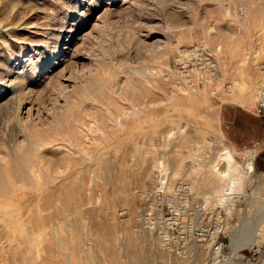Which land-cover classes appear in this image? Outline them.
<instances>
[{
  "label": "rangeland",
  "instance_id": "obj_1",
  "mask_svg": "<svg viewBox=\"0 0 264 264\" xmlns=\"http://www.w3.org/2000/svg\"><path fill=\"white\" fill-rule=\"evenodd\" d=\"M262 30L264 0H0V264H264ZM192 43L218 79L180 88Z\"/></svg>",
  "mask_w": 264,
  "mask_h": 264
},
{
  "label": "built area",
  "instance_id": "obj_2",
  "mask_svg": "<svg viewBox=\"0 0 264 264\" xmlns=\"http://www.w3.org/2000/svg\"><path fill=\"white\" fill-rule=\"evenodd\" d=\"M260 37L264 38V30L260 31ZM170 69L175 85L180 88L188 89L208 85L218 79L215 57L212 51L201 43H192L177 51ZM253 114L264 118V51L257 63V89ZM163 187L162 181L157 185L156 190H161Z\"/></svg>",
  "mask_w": 264,
  "mask_h": 264
},
{
  "label": "bare ground",
  "instance_id": "obj_3",
  "mask_svg": "<svg viewBox=\"0 0 264 264\" xmlns=\"http://www.w3.org/2000/svg\"><path fill=\"white\" fill-rule=\"evenodd\" d=\"M246 76V78H245V81H246V83L247 84H245V86L246 87H244L243 88V91H244V94H246V95H250L251 94V83H250V81H249V78H248V76L247 75H245ZM253 87V86H252ZM14 105V104H13ZM15 126V125H14ZM31 141V140H30ZM34 143V142H33ZM35 144V143H34ZM33 145V144H32ZM34 149H36V148H34ZM219 161H221L222 163H224V166H223V168H220V166H219V164L220 163H218ZM162 162V161H161ZM195 162V161H194ZM211 168H212V170L219 176V177H228V178H230L229 180H230V184H229V186H230V188L232 187V185L234 184V180H235V176H236V173H233V161H232V157H231V155L227 152V151H219L218 153H217V157H216V159H215V161L211 164ZM252 170V163H251V160L247 163V165L245 166V168L243 169V173L244 174H246V173H248L249 171H251ZM163 171V170H162ZM162 178V180H164V177H161ZM168 234V233H167ZM9 235V234H8ZM163 235H165V234H163ZM14 237V236H13ZM1 238H3V237H1ZM164 238V237H163ZM169 238V237H168ZM3 240H5V239H3ZM3 240L2 239H0V251H2L1 249H2V245L4 244L3 243ZM9 240H10V238H9ZM8 240V241H9ZM169 240V239H168ZM237 240V239H236ZM233 241V249H232V253H233V255L236 253V251H237V249L239 248V247H241V246H248V245H250L253 241H254V239L253 238H251L250 240L248 239V240H245V241ZM8 241H6V242H8ZM163 241V240H162ZM161 241V242H162ZM39 242V241H38ZM165 242V241H164ZM7 244H9V246H8V248H10V249H12L11 247H13V246H15V245H17V246H21V245H23L24 247L25 246H27V243H24V242H22V241H20V240H14L13 239V241H9ZM19 244H21V245H19ZM163 245V244H162ZM166 245H167V243H166ZM23 250V249H22ZM181 250V249H180ZM182 252V251H181ZM183 253V252H182Z\"/></svg>",
  "mask_w": 264,
  "mask_h": 264
},
{
  "label": "crops",
  "instance_id": "obj_4",
  "mask_svg": "<svg viewBox=\"0 0 264 264\" xmlns=\"http://www.w3.org/2000/svg\"><path fill=\"white\" fill-rule=\"evenodd\" d=\"M235 111H236V109L234 108V109H233V113H235Z\"/></svg>",
  "mask_w": 264,
  "mask_h": 264
}]
</instances>
